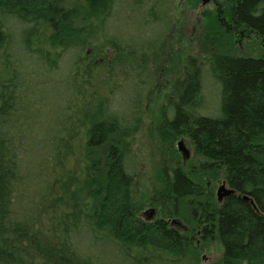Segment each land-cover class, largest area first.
<instances>
[{
  "label": "trees",
  "instance_id": "trees-1",
  "mask_svg": "<svg viewBox=\"0 0 264 264\" xmlns=\"http://www.w3.org/2000/svg\"><path fill=\"white\" fill-rule=\"evenodd\" d=\"M221 1L264 41V0ZM164 2L0 0V264H199L175 217L220 244L219 264H264V57L192 63L166 126L200 162L167 174L162 218L141 216L127 142L154 73L145 57L171 31ZM106 67L121 78L99 94ZM207 176L236 195L219 203Z\"/></svg>",
  "mask_w": 264,
  "mask_h": 264
},
{
  "label": "rangeland",
  "instance_id": "rangeland-1",
  "mask_svg": "<svg viewBox=\"0 0 264 264\" xmlns=\"http://www.w3.org/2000/svg\"><path fill=\"white\" fill-rule=\"evenodd\" d=\"M162 7L171 21V31L166 42L161 45V51L155 56L145 57L154 73L148 85L149 93L143 100L142 122L130 136V142H127V148L136 161L133 171L142 203L141 216L144 218L153 210L155 219L164 216L161 203L167 192V173L177 167H193L200 162L190 138H177L166 126L167 114L176 101L174 90L183 85L193 68L192 63L210 60L225 53L264 57V41L251 31L235 28L229 18L223 16L226 7L220 0H165ZM214 19H217L219 27L216 24L214 28L211 27ZM115 69L106 67L96 76V91L99 94H107L116 79L120 80L119 71ZM207 102L208 109L213 110L214 101ZM181 140L190 151L188 159H184L179 151L178 143ZM204 183L212 188L216 198L223 183L228 187L223 176H207ZM173 219L178 223L176 228L185 233L191 242L197 243L199 264L220 263L222 249L218 242L201 244L199 236L192 232V227H187L181 219Z\"/></svg>",
  "mask_w": 264,
  "mask_h": 264
},
{
  "label": "water",
  "instance_id": "water-1",
  "mask_svg": "<svg viewBox=\"0 0 264 264\" xmlns=\"http://www.w3.org/2000/svg\"><path fill=\"white\" fill-rule=\"evenodd\" d=\"M178 148H179V151L183 154V157L184 159H188L190 157V151L187 149L186 147V144L183 140H181L179 143H178ZM235 194V191L229 187L226 186L225 183H223L218 191H217V199L219 201H222L224 198L226 197H230L232 195ZM244 200H248V197L245 196L244 197Z\"/></svg>",
  "mask_w": 264,
  "mask_h": 264
},
{
  "label": "flooded vegetation",
  "instance_id": "flooded-vegetation-1",
  "mask_svg": "<svg viewBox=\"0 0 264 264\" xmlns=\"http://www.w3.org/2000/svg\"><path fill=\"white\" fill-rule=\"evenodd\" d=\"M206 1V0H205ZM172 173V172H171ZM167 174H169V173H167ZM167 176V175H166ZM228 187H229V185H228ZM230 188V187H229ZM236 195V193L234 194V195H232V196H235ZM231 197V196H230ZM227 198H229V197H226V198H224V200H226ZM224 200H222V201H219L218 199H217V201L219 202V203H223L224 202ZM157 219H160V218H156L155 219V212L152 210L151 211V213L149 214V215H147L146 214V217H144V220L145 221H147V222H155V221H157ZM173 218H171V219H166V222L167 223H169L170 222V224L176 229V226L175 225H178V223H177V221H176V219H173ZM187 227H192V232L194 233V234H197L198 236H199V242H200V234L202 233V231H203V229L200 227V228H196V226H194L193 224L191 225V226H188V224H185ZM186 228V227H185ZM185 228H182L183 230L185 229ZM179 230V229H178ZM198 242V243H199Z\"/></svg>",
  "mask_w": 264,
  "mask_h": 264
}]
</instances>
